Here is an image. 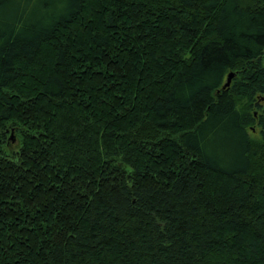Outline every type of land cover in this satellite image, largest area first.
Returning a JSON list of instances; mask_svg holds the SVG:
<instances>
[{
	"label": "trees",
	"instance_id": "trees-1",
	"mask_svg": "<svg viewBox=\"0 0 264 264\" xmlns=\"http://www.w3.org/2000/svg\"><path fill=\"white\" fill-rule=\"evenodd\" d=\"M261 99L264 0H0V264H264Z\"/></svg>",
	"mask_w": 264,
	"mask_h": 264
},
{
	"label": "water",
	"instance_id": "water-1",
	"mask_svg": "<svg viewBox=\"0 0 264 264\" xmlns=\"http://www.w3.org/2000/svg\"><path fill=\"white\" fill-rule=\"evenodd\" d=\"M234 77H235V74L232 72L227 75L226 82L223 85V89L228 88L230 86ZM10 140L14 141V138L12 135L10 136Z\"/></svg>",
	"mask_w": 264,
	"mask_h": 264
},
{
	"label": "rangeland",
	"instance_id": "rangeland-1",
	"mask_svg": "<svg viewBox=\"0 0 264 264\" xmlns=\"http://www.w3.org/2000/svg\"><path fill=\"white\" fill-rule=\"evenodd\" d=\"M261 102H264V99H261ZM250 134H252L253 137H257V136H258V129H254V128H253V131L250 132ZM11 135L13 136V133H11L10 136H11ZM9 138H10V137H9ZM10 142H11V143H15V139H14V141L10 140Z\"/></svg>",
	"mask_w": 264,
	"mask_h": 264
}]
</instances>
